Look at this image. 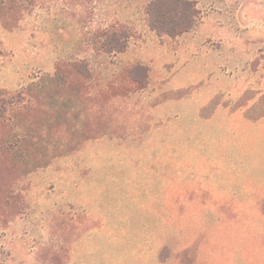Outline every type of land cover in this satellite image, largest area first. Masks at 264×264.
Instances as JSON below:
<instances>
[{"label": "rangeland", "instance_id": "374dc122", "mask_svg": "<svg viewBox=\"0 0 264 264\" xmlns=\"http://www.w3.org/2000/svg\"><path fill=\"white\" fill-rule=\"evenodd\" d=\"M194 1L197 22L176 37L149 27L148 0H20L0 12V88L24 94L3 132L0 264H264L263 172L236 160L247 191L213 196L216 109L264 102V53L251 70L264 9L256 0L243 22L231 5ZM113 26L128 45L106 53ZM137 64L143 88L127 76ZM239 142L222 130L224 160Z\"/></svg>", "mask_w": 264, "mask_h": 264}, {"label": "crops", "instance_id": "0c3cea01", "mask_svg": "<svg viewBox=\"0 0 264 264\" xmlns=\"http://www.w3.org/2000/svg\"><path fill=\"white\" fill-rule=\"evenodd\" d=\"M205 1H214L213 3L220 1L221 8L226 5H231L232 12L236 16V19L241 17L243 22L249 21L251 15H254V6L257 2H259V5L264 9V0H259L257 2L256 0H204V2ZM196 5L198 7L197 3ZM221 8L211 13L208 12L200 21V28L203 29L208 19H210L209 21L214 20L212 18V13L219 14ZM226 35L228 36L229 34ZM226 35L216 36V38L218 41H222ZM260 53H264V48L261 46L253 51V65L251 70L255 69L256 57ZM258 69H264V63L258 64ZM262 86H264V76L262 77ZM222 108L223 107H221V109H216L215 113V130H217L218 136L220 137V144L217 148L218 157L216 159L217 168L213 196L218 200L239 198L242 193L247 191V184L252 179V176L235 174L236 160H239L242 167H246L247 170L251 171L254 169L256 175H260L261 172L264 174V102H262L261 105H257V107L253 104L248 110L242 106L231 107L232 110L226 111ZM253 108H255V111L249 112ZM222 130H235V136L238 142L240 138L246 139L245 144H240L239 142L238 145H234V147L228 146L226 149L228 158L225 160L223 158L225 149L221 144ZM234 155H237L239 158L233 159ZM262 174L260 177L256 176V178H261V180L262 178L264 179V175ZM259 189V191L264 192V181L259 186ZM261 213L264 212L261 211Z\"/></svg>", "mask_w": 264, "mask_h": 264}, {"label": "trees", "instance_id": "16d2710c", "mask_svg": "<svg viewBox=\"0 0 264 264\" xmlns=\"http://www.w3.org/2000/svg\"><path fill=\"white\" fill-rule=\"evenodd\" d=\"M17 1L20 0H0V12L11 11ZM146 12L148 25L153 31L159 35L176 37L194 27L200 10L194 0H148ZM100 38V47L104 52H122L128 45L129 34L125 29H116V26H113L103 31ZM70 66L73 71L78 68L74 63ZM127 76L132 83L143 88L148 83V68L137 64L128 70ZM23 95V92L10 94L0 88V156L9 148L3 142V132L9 130L11 125L10 108L18 105L23 100Z\"/></svg>", "mask_w": 264, "mask_h": 264}]
</instances>
